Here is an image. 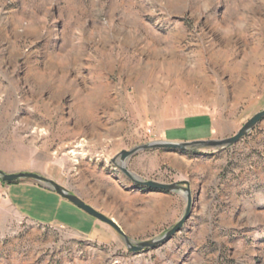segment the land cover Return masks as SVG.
I'll return each instance as SVG.
<instances>
[{
	"label": "rangeland",
	"instance_id": "obj_1",
	"mask_svg": "<svg viewBox=\"0 0 264 264\" xmlns=\"http://www.w3.org/2000/svg\"><path fill=\"white\" fill-rule=\"evenodd\" d=\"M262 110L264 0H0V170L53 180L134 243L172 228L185 194L138 188L111 160L226 139ZM127 168L188 183L171 239L129 252L101 222L78 233L95 219L64 199L22 191L17 210L0 182V264H264V119L232 146Z\"/></svg>",
	"mask_w": 264,
	"mask_h": 264
},
{
	"label": "water",
	"instance_id": "obj_2",
	"mask_svg": "<svg viewBox=\"0 0 264 264\" xmlns=\"http://www.w3.org/2000/svg\"><path fill=\"white\" fill-rule=\"evenodd\" d=\"M264 119V110L252 116L241 128L240 130L232 137L222 139V140H196L191 142H167V141H154L148 144L140 145L134 147L130 150H122L119 152L111 162L119 168L122 172L136 187L147 189L154 192H182L185 194L186 199V209L183 216L179 221L169 230H167L160 238L141 241L134 243L132 242L121 230L118 224L109 217L98 212L96 209L85 203L74 193H71L63 186L54 182L51 179H48L38 173L34 172H17V173H6L0 170V181L5 184L10 183H19L24 181H32L35 184L57 194L62 199L68 201L78 209H80L85 214L94 218L95 220L109 226L112 228L119 236H121L125 242L127 250L129 252L138 253L145 251L147 249L155 248L169 239H171L183 226V224L188 220L190 216L191 208V194L190 188L187 182H178L172 184L160 183L152 180H143L133 173H131L127 168L128 160L140 151L146 150H180L186 151L190 149H206V148H225L236 144L241 140L246 134L253 129L259 122Z\"/></svg>",
	"mask_w": 264,
	"mask_h": 264
},
{
	"label": "crops",
	"instance_id": "obj_3",
	"mask_svg": "<svg viewBox=\"0 0 264 264\" xmlns=\"http://www.w3.org/2000/svg\"><path fill=\"white\" fill-rule=\"evenodd\" d=\"M2 191H3V195L6 198V200H8V202H10L11 205H13L17 210H19L17 207L20 206V200H17L19 197L18 194L19 192H25V191H33L35 193H38L41 197L51 200L53 202H55L58 205H61L62 203V198L60 196H58L57 194L35 184L32 182H19L16 184H12V185H4L3 187H1ZM22 213V212H21ZM23 214V213H22ZM25 215V214H24ZM26 216V215H25ZM27 218L39 222L34 218L28 217ZM49 223H56V222H49ZM100 222L95 220V222H92V228L90 231L84 232V231H77L78 233L85 235V236H89V237H94L98 234L99 231H101V228H99V224ZM60 224V223H58ZM63 225V224H61ZM65 226V225H63ZM67 227V226H66ZM69 228V227H68ZM72 229V228H71Z\"/></svg>",
	"mask_w": 264,
	"mask_h": 264
},
{
	"label": "bare ground",
	"instance_id": "obj_4",
	"mask_svg": "<svg viewBox=\"0 0 264 264\" xmlns=\"http://www.w3.org/2000/svg\"><path fill=\"white\" fill-rule=\"evenodd\" d=\"M35 77H36V79L37 80H41V79H43V75L42 74H35Z\"/></svg>",
	"mask_w": 264,
	"mask_h": 264
},
{
	"label": "trees",
	"instance_id": "obj_5",
	"mask_svg": "<svg viewBox=\"0 0 264 264\" xmlns=\"http://www.w3.org/2000/svg\"><path fill=\"white\" fill-rule=\"evenodd\" d=\"M1 182V181H0ZM3 185H12V184H16V183H10V184H5L3 182H1Z\"/></svg>",
	"mask_w": 264,
	"mask_h": 264
}]
</instances>
